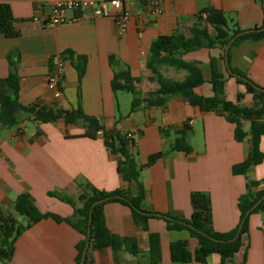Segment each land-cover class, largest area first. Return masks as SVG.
Here are the masks:
<instances>
[{
  "label": "crops",
  "instance_id": "1",
  "mask_svg": "<svg viewBox=\"0 0 264 264\" xmlns=\"http://www.w3.org/2000/svg\"><path fill=\"white\" fill-rule=\"evenodd\" d=\"M0 1L8 2L13 15L19 19L17 36L0 33V85L6 83L11 67L8 55L12 53L19 75V101L23 105L51 106L63 114L80 109L96 117L103 126L102 131L134 132L132 138L139 164H145L155 152H165L155 163L141 169L144 209L189 219L190 194L193 190H202L210 196L214 229L228 232L237 226L238 201L249 190L247 180H261L253 190L264 188V160L251 166L246 174H235L232 166L247 157L251 144L248 139L235 138L234 123L218 111H205L192 105L180 94L171 96L163 106L149 104L145 98L159 84L152 79L147 58L151 42L157 36L176 31L190 36L195 16L204 7L223 10L244 30L261 26L264 0H162L161 11L142 27L140 17L146 9V0H127L131 18L122 34L110 17L82 14L76 23L49 26L44 23L51 10L49 3L37 11L33 0ZM34 14H38V20L33 19ZM207 29L211 37L216 35L214 26L207 24ZM229 49V65L264 87V37L240 40ZM68 50L74 52L76 60L66 61L60 80L62 95L55 98L46 84L52 70L50 59ZM221 54L217 45L203 46L183 54L182 58L200 61L208 73L212 57L225 75L226 97L252 105L253 96L245 85L227 75ZM79 55L86 57L81 76L76 65ZM111 55L117 57L119 68L128 67L138 78L135 85L140 101L134 110L133 93L112 87ZM161 70L175 79H183L187 73L171 65H163ZM176 71L183 77H173ZM195 90L202 95L212 93L208 81ZM184 123L192 127L190 153L169 149L177 128ZM243 126L247 130L249 123L246 121ZM87 131L86 125L67 122L64 116L53 121H36L24 111L19 112L15 125L0 122V208L14 214L18 194L29 192L42 212L63 218L48 216L25 229L15 240L10 264H75L76 245L82 235L65 218L75 217L77 208L82 206L79 194L88 187L110 191L128 186L118 172V157L108 149L103 135L90 136ZM261 149L264 151V138ZM55 191L69 196L74 204L54 195ZM104 214L112 232L136 238L140 253L121 251L122 261L118 262L113 250L103 247L91 251V264H150V232L160 234V264H202L173 261L170 257L172 241L187 240L192 251L197 247L198 240L188 229L168 230L165 220L158 217H149L143 228L134 221L130 207L119 201L107 202ZM17 219L27 223L24 216ZM244 244L228 259V264H241L245 256V264H264L261 211L250 215ZM217 261V254L207 258L208 264Z\"/></svg>",
  "mask_w": 264,
  "mask_h": 264
},
{
  "label": "trees",
  "instance_id": "2",
  "mask_svg": "<svg viewBox=\"0 0 264 264\" xmlns=\"http://www.w3.org/2000/svg\"><path fill=\"white\" fill-rule=\"evenodd\" d=\"M204 13L206 16L204 17ZM196 20L191 27V35L186 36L182 32L176 31L171 34H162L157 36L150 45V53L147 58V67L152 72V79L158 82L159 87L148 92L145 100L149 104L165 105L169 98L175 94L186 97L192 105H198L205 111H218L225 118L235 124V138L239 141L248 139L251 144L247 157L232 166L235 174H246L249 168L257 165L264 160V151L261 149V140L264 138V90L258 89L255 82L245 81L225 68L227 75L235 77L237 82L246 87V91L253 96L252 105L230 100L225 94V75L217 65V61L212 57L208 63V73L200 61H189L182 58V55L196 50L200 47H212L217 45L221 48V58L225 60V47L230 38L238 32L243 31L237 22H232L226 13L217 8L204 7L195 16ZM18 18L13 15L11 6L8 2L0 1V33L6 36H17L19 31L16 27ZM207 24L214 26L216 35L211 37ZM261 26H255V30L239 35L236 43L243 39H260L264 37V29L259 30ZM11 67L6 78V83L0 85V122L4 125L12 126L18 122V114L21 111L29 114L36 121H53L62 116L67 122L82 123L88 127L87 135L96 136L97 131L103 129L99 120L82 110L73 111L70 114H63L62 110L51 106H25L19 101V75L15 66L16 60L9 55ZM61 56L70 61H75V54L71 50L61 54ZM230 62V49L227 54ZM111 65H113L114 75L112 87L114 90H124L133 93L132 110L136 108L140 101L137 97L139 91L136 88L134 77L128 67L119 68L118 59L115 55L110 56ZM52 64V63H51ZM86 57L79 55L76 65L81 76L85 71ZM163 65H171L177 69H184L187 73L183 79H175L163 74L161 68ZM230 66V65H229ZM235 73L246 76L241 71L232 68ZM53 69V64H52ZM247 77V76H246ZM208 81L211 84L212 93L202 95L196 92V88ZM249 123L246 130L245 122ZM192 127L184 123L182 127L177 128L176 137L171 143L170 150L190 153L193 146L190 142ZM103 138L108 149L118 157L117 169L121 178L128 184L126 188L115 190H104L95 187H88L79 194V200L82 206L77 208L76 216L65 218L82 235L78 241L77 255L75 264H80L83 249L87 242L89 217L92 204L100 199L103 201L93 207L89 247L86 253L85 261L82 264H91V251L110 247L113 250L116 261L121 262V251H128L132 254L140 253L137 240L133 236H123L112 232L106 225L104 205L109 201H119L128 205L131 209L134 221L146 228V220L149 217H158L167 223L168 230L188 229L191 236L197 238L198 245L194 251L188 247V241L179 239L170 243V257L173 261H196L202 264H208L207 258L210 254H217L218 261L215 264H228V259L233 257L240 248L245 245V236L249 233L250 215L261 211L264 214V197L260 203L244 219L239 235L232 239L248 209L264 195V188L253 190L261 180L248 179L249 190L239 197L238 206L240 210V220L237 226L228 232H218L212 225L210 196L206 191L193 190L190 194L192 213L189 219H183L174 215H157L143 207L145 199V188L140 181V172L144 166H149L165 152L158 151L151 154L145 164H139L136 159L137 150L134 148V139L127 135V132L120 130H103ZM54 195L64 199L72 204L73 200L60 192H53ZM14 208L18 215L27 218L24 224L17 217L0 208V261L1 264H10L15 249L16 238L28 227L38 222L42 218L53 216L57 220L63 218L51 213L42 212L35 198L29 192L18 194L14 201ZM185 222L190 223L187 224ZM222 239V240H218ZM150 247L148 256L150 264H160L161 245L160 234L158 232L149 233ZM246 256L241 264H245Z\"/></svg>",
  "mask_w": 264,
  "mask_h": 264
},
{
  "label": "built area",
  "instance_id": "3",
  "mask_svg": "<svg viewBox=\"0 0 264 264\" xmlns=\"http://www.w3.org/2000/svg\"><path fill=\"white\" fill-rule=\"evenodd\" d=\"M37 11L41 10L45 3H49L51 10L46 16L44 23L49 26L76 23L82 14H89L92 17H110L119 34L126 31L131 11L127 8V0H33ZM146 9L140 17V27L148 23L162 9V0H146ZM206 13H204V17ZM34 20H38V14H34ZM53 69L47 75V87L55 98L62 95L60 86L61 75L63 74L66 59L60 54H55L50 59ZM134 132H127L129 137ZM98 135H103L102 130L97 131Z\"/></svg>",
  "mask_w": 264,
  "mask_h": 264
},
{
  "label": "water",
  "instance_id": "4",
  "mask_svg": "<svg viewBox=\"0 0 264 264\" xmlns=\"http://www.w3.org/2000/svg\"><path fill=\"white\" fill-rule=\"evenodd\" d=\"M264 5V4H263ZM259 30H261V29H264V25L262 26V27H260V28H258ZM255 30V28H249V29H245V30H243V31H241V32H238L237 34H235L232 38H230V40L228 41V43L226 44V47H225V62H226V66H227V69H228V71L230 72V73H232V74H234L236 77H239V78H241V79H243V80H245V81H251L248 77H246V76H243V75H241V74H239V73H235V72H233L232 70H231V68H230V66H229V62H228V58H227V54H228V51H229V48H230V46H231V44L235 41V39L239 36V35H241V34H243V33H248V32H251V31H254ZM258 89H260V90H264V87H261V86H258V85H255ZM263 197H264V195L259 199V200H257L249 209H248V211L246 212V214L244 215V217H243V219H242V222H241V224H240V226H239V228H238V230H237V232H236V234H235V236L232 238V239H235L238 235H239V233H240V228H241V225H242V223H243V221H244V219L246 218V216L250 213V211H252L259 203H260V201L263 199ZM104 199H106V198H104ZM104 199H100V200H97V201H95L93 204H92V207H91V210H90V217H89V228H88V237H87V242H86V245H85V247H84V249H83V253H82V257H81V260H80V264H82L84 261H85V257H86V253H87V250H88V247H89V239H90V225H91V219H92V211H93V207L97 204V203H99V202H101V201H103ZM155 214H157V215H164V214H162V213H159V212H154ZM164 216H166V217H168V218H172V217H170V216H168V215H164ZM185 223H187V224H189L190 225V223H188V222H185ZM218 240H222V239H218Z\"/></svg>",
  "mask_w": 264,
  "mask_h": 264
},
{
  "label": "rangeland",
  "instance_id": "5",
  "mask_svg": "<svg viewBox=\"0 0 264 264\" xmlns=\"http://www.w3.org/2000/svg\"><path fill=\"white\" fill-rule=\"evenodd\" d=\"M178 72H180V71H176L175 72V74H173V77H183V75H178ZM127 94V93H126ZM129 94V93H128ZM14 214H16L17 215V217L18 216H20V215H18L16 212H13ZM25 218V217H24Z\"/></svg>",
  "mask_w": 264,
  "mask_h": 264
}]
</instances>
